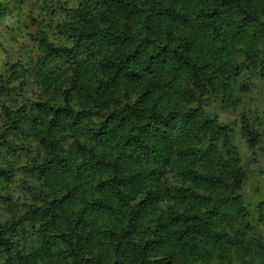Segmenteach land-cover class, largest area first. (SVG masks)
<instances>
[{
    "label": "clouds",
    "instance_id": "clouds-1",
    "mask_svg": "<svg viewBox=\"0 0 264 264\" xmlns=\"http://www.w3.org/2000/svg\"><path fill=\"white\" fill-rule=\"evenodd\" d=\"M0 264H264V0H0Z\"/></svg>",
    "mask_w": 264,
    "mask_h": 264
}]
</instances>
